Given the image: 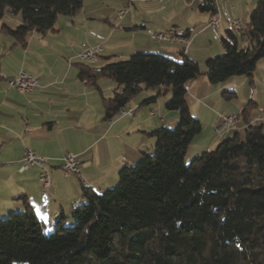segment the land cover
<instances>
[{"label":"trees","instance_id":"16d2710c","mask_svg":"<svg viewBox=\"0 0 264 264\" xmlns=\"http://www.w3.org/2000/svg\"><path fill=\"white\" fill-rule=\"evenodd\" d=\"M83 1L0 0V18L6 9L21 14L22 24L9 32L22 41L32 32H52L57 18L74 16ZM198 11L216 17V0H200ZM221 45L223 54L207 59L203 71L183 52L179 60L136 53L100 68L77 64L88 87L98 90L102 78L118 86L103 99L105 120L142 87L163 88L171 92L166 108L178 111L177 124L152 133V154L123 167L114 188L83 187L73 226L62 227L61 216L46 235L25 197L17 198L22 210L0 218V264H264L263 127H247L243 140L236 134L188 165L184 159L201 131L186 104V84L253 75L264 59V0H257L241 35L227 30Z\"/></svg>","mask_w":264,"mask_h":264},{"label":"crops","instance_id":"0c3cea01","mask_svg":"<svg viewBox=\"0 0 264 264\" xmlns=\"http://www.w3.org/2000/svg\"><path fill=\"white\" fill-rule=\"evenodd\" d=\"M171 1L175 0L139 1L141 4L138 6L132 3L136 11L118 19L115 8L121 1L105 0L96 5V0H84L82 8L74 16L57 18L52 32L44 35L32 32L22 41L9 32L16 30L22 20L10 24L3 17L4 11L0 18V217L22 210V203L17 198L25 197L37 219L42 224L47 222L50 229L56 226L61 216V224L72 223L74 204L85 202L83 187H90L97 193L110 189L116 184L123 167L134 165L153 151L154 131L176 126L178 111L166 108L171 92L163 88L143 87L124 107L133 110L132 116L115 119L108 125L103 99H111L118 86L113 81L100 79L97 90L85 85L77 76V64L81 63L77 62L79 53L97 45L101 46L102 52L97 66L89 64L92 68L126 60L136 53H157L179 60L184 44L169 41L154 43L149 38L150 34L171 29L187 34L186 39L190 41L186 55L202 63V66L207 59L221 55L223 50L217 47L215 38H219L221 44V39L229 30L228 19L231 16L225 15L226 28L221 31L194 29L192 32L188 27L183 30L176 26L173 19H160L161 15H165L162 11ZM222 1L226 13L227 4L234 10L232 0ZM207 17L210 20L209 15ZM57 22L61 25L57 26ZM112 23L116 28L112 29ZM107 26L111 29H106ZM97 27L99 29H94ZM201 38L207 39V42ZM21 72L38 80V86L26 95L18 94L6 83L7 79ZM246 78L249 79L248 85L247 80L237 79V85L229 78L217 86L210 84L205 77L186 84L185 98L190 114L201 121V131L197 135L200 137L196 136L192 142L197 140L200 143L201 136L208 135V130L202 133L203 129L209 127L207 122L200 120L199 114L192 112L194 107L213 116L212 121L208 120L213 128L220 124L223 115L229 113L227 108H212L216 103H222L218 97L222 90L228 89L237 96L236 87H248V100L246 104L242 103L239 110H232L240 114L236 130L220 135L212 131L214 137L223 135L222 141L230 138L231 132L239 136L240 131L249 127L250 117L256 114L264 117V101L259 100L257 95L255 98L254 77ZM152 98L154 100L151 101ZM244 109H247L246 116L241 114ZM210 145L211 141L205 145L206 148L201 147V151H209ZM27 148L48 160L51 188L47 196L41 192L36 167L24 173L18 172ZM67 152L76 156L80 177H63L58 159Z\"/></svg>","mask_w":264,"mask_h":264},{"label":"rangeland","instance_id":"374dc122","mask_svg":"<svg viewBox=\"0 0 264 264\" xmlns=\"http://www.w3.org/2000/svg\"><path fill=\"white\" fill-rule=\"evenodd\" d=\"M104 1L103 0H96L95 4L98 5L100 3H104ZM139 1L140 0H131V2H129L128 0H126V1H124L122 3V0H118V2H120V4L116 8H118V7L119 8L117 10L115 8V12H117L120 9H123L125 7L126 8V13H125V15L123 17H125L128 13H129V15H131L132 13H134V11H136V9L134 8V5L138 6L139 4H141V3H139ZM164 1H170V0H164ZM199 2H200V0H175V1H171L167 5V7L162 11V14H165V15H161L163 17H160V19H162V20L163 19H169V20L173 19L175 21L176 26H178L179 28H183V30L186 27L191 28L190 30H192V32L195 31L194 29H211V28L207 27V24L209 22L208 17H207L208 15H206L207 13H201V12L198 11ZM256 2H257V0H232V2H231L232 5L231 6H233L234 10H232L230 8V5H228V4L225 5V7L228 10L227 15L229 17L231 16L230 18H238V19L241 20L242 24H245L247 22V20H248V16H249L248 13L250 14L251 10L256 5ZM132 3H134V5H132ZM223 3H224V1H222V0L218 1L217 8H218L219 14H217V15L220 16V19H218L219 16L215 17V19L218 21V24H219V28L218 29L220 31L223 30L224 28H226V27H224V25H226L224 23L225 14L222 13V11L225 10V8H223L224 7ZM87 9L91 10L92 8H87ZM92 12H94V11H92ZM15 15H17V16L15 17ZM3 17H4L5 20L9 21L10 24H15L16 21H19V19L21 20V14L20 13H13L9 9H6L5 14H4ZM62 17H64V16H59L58 19H61ZM112 24H113L112 25V29L116 28L115 23H112ZM60 25H61L60 23L57 24V26H60ZM54 28H55V26H54ZM94 29H99V27L94 28ZM106 29H111V26H107ZM215 31H213V33H217ZM166 32H162V33H166ZM151 35L152 34H150V36H149L150 39H151ZM201 39H202V41L207 42V39H205V38H201ZM151 41L154 42V43L156 42V41H153V40H151ZM189 41L190 40L188 39V45H189ZM215 42H217V44H216L217 47H219V49L223 50L222 45L220 44L219 38H215ZM169 43H171V42H169ZM207 44L209 45V43H207ZM244 44H245V42H243V41L239 42V46L240 47H242V45H244ZM184 47H182V48H184ZM212 49H214V48H212ZM187 50H188V48H187ZM223 52L224 51H222L221 55L223 54ZM221 55H218L217 57H219ZM77 58H78L77 62H79V63L82 62L79 59V57H77ZM91 65H92V67H95L98 64L93 63ZM198 65H199V68L202 71L205 70V67L202 66V63H198ZM252 76L254 77V84H255L254 85L255 98H256V95H257V98L259 100H263L264 101V59L260 60L257 63L256 69L253 72ZM12 78H14V77H12ZM237 79H241V80H244V81L247 80L246 81V85L249 84V79L246 78V77L244 78V76L232 77L231 81H233V82L235 81V84L239 85V83L236 82ZM101 80L107 81V82L110 81V83H111V80H109L108 78H102ZM237 81H239V80H237ZM216 85L218 86V85H221V84H216ZM224 92H229V90L228 89L222 90L218 94V97L221 99V102L223 104L221 103L219 105V104L216 103L215 107H212L213 109L217 108L218 110H221V108H222V110H223L224 108H227L229 113L230 112L231 113H237L236 111H232V110H239V108L242 106L243 102H244V104L247 103V100H248V97H247L248 96V87H245V86L244 87L243 86L236 87V93L238 94V95L236 94L237 96L228 97V96L223 94ZM212 102H213V100H212ZM209 105L211 106V102H209ZM230 106H231V108H230ZM198 109L199 108L194 107L192 109V112L196 113L197 115L199 114L198 116L200 117V120L204 121L205 123L207 122L209 127L206 126L203 129L202 133L205 130H208V135L203 134L201 136L202 141L200 143H198V141L195 140L189 146V148H188V150L186 152L185 158H184L186 165H188L193 158H195L196 156L200 155L203 152V151H201L202 150L201 147H205L206 148L205 145H207L210 141H211V145H210V149H208V150L212 151V150H214L217 147V145L219 143H221L224 140V139H222V141H221V136H223V135H221L219 137H214L213 134H212V131L214 130L215 127L213 128V126L210 123H208V120L212 121V117L213 116L211 114H209L208 111L204 112L203 110L199 109V112H198ZM228 112H226V113H228ZM237 114H239V113H237ZM239 116H240V114H239ZM197 121H199V120H197ZM199 122L201 123V121H199ZM173 128H175V127H173ZM263 133H264V128H263ZM244 135H245V131L244 130L239 132V136L238 137L240 138V140H243ZM233 136H234V133L231 132L230 133V138H232ZM197 137H200V136H197ZM196 139H198V138H196ZM152 152L153 151H151V153H149L148 155H151ZM67 153H70V152H67ZM67 153H65L64 155H66ZM40 157H42V156H40ZM117 184H118V180H117L116 184L113 187H111V188H114ZM102 192H104V191H102ZM7 216H8V214H6V215H4V216H2L0 218H6ZM73 224H74V222L73 223H68V224H62V227H70V226H73ZM42 230H43V233L47 235V234L52 233L55 230V227L53 226L50 229V225L46 222V223L42 224Z\"/></svg>","mask_w":264,"mask_h":264},{"label":"built area","instance_id":"2783aa9c","mask_svg":"<svg viewBox=\"0 0 264 264\" xmlns=\"http://www.w3.org/2000/svg\"><path fill=\"white\" fill-rule=\"evenodd\" d=\"M141 2H157L161 0H140ZM227 17V13L225 10L222 11ZM126 13V8L120 9L116 12V16L118 19H122V17ZM229 30L236 36L241 35L242 27L244 24L241 23V20L238 18H230L228 19ZM208 28L218 29L219 24L218 21L214 18L210 19L208 24ZM151 39L153 41H169V42H180L185 45L183 49V53L187 52L188 48V39H186L185 32H176L175 30H170L166 33H153L151 35ZM102 52V48L100 45L87 48L80 52L78 55L79 59L82 62L87 64L96 63L99 59V56ZM6 83L9 88L15 90L20 95H26L34 91V89L38 86V80L28 75L24 72L19 73L14 78H9L6 80ZM132 109L122 108L117 111V113L106 120L107 124L110 125L114 122L115 119H120L126 116H132ZM239 120V114L237 113H229L227 115H223L220 120V124L216 126L213 130L215 135H220L222 133H227L229 131L236 130L237 122ZM249 126L254 127H262L264 125V117L261 115H254L248 119ZM59 168L63 175V177H69L70 175L79 176V162L75 155L71 153H67L58 159ZM36 167L38 169V183L40 185V189L42 194L49 195L51 188V179H50V170L48 167V160L46 158L40 157L36 155V153L30 149H25L24 154L20 160V167L18 172L24 173L30 168ZM80 177V176H79ZM74 206H77L75 203Z\"/></svg>","mask_w":264,"mask_h":264}]
</instances>
